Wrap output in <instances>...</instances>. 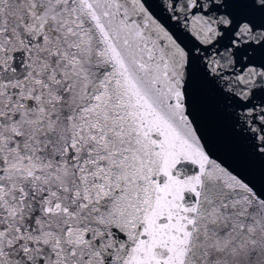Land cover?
Returning a JSON list of instances; mask_svg holds the SVG:
<instances>
[{
  "label": "snow or ice",
  "instance_id": "snow-or-ice-1",
  "mask_svg": "<svg viewBox=\"0 0 264 264\" xmlns=\"http://www.w3.org/2000/svg\"><path fill=\"white\" fill-rule=\"evenodd\" d=\"M0 264H264V0H0Z\"/></svg>",
  "mask_w": 264,
  "mask_h": 264
}]
</instances>
